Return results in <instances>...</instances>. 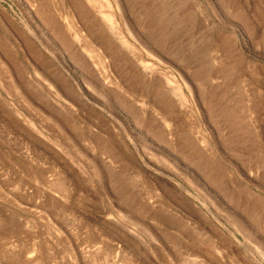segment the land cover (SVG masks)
<instances>
[{
  "label": "rangeland",
  "instance_id": "374dc122",
  "mask_svg": "<svg viewBox=\"0 0 264 264\" xmlns=\"http://www.w3.org/2000/svg\"><path fill=\"white\" fill-rule=\"evenodd\" d=\"M94 1L0 0V264H264V0Z\"/></svg>",
  "mask_w": 264,
  "mask_h": 264
},
{
  "label": "bare ground",
  "instance_id": "6f19581e",
  "mask_svg": "<svg viewBox=\"0 0 264 264\" xmlns=\"http://www.w3.org/2000/svg\"><path fill=\"white\" fill-rule=\"evenodd\" d=\"M90 4L92 3V4H96V1H94V0H87ZM71 3H74V5L75 4H79L78 6H79V8H78V10H79V16H80V18L81 19H84V18H89L90 16V12H88L87 11V9H86V7L84 8V5L82 4V2H81V0H71ZM94 6V5H93ZM101 8V7H100ZM101 11V10H100ZM102 14V13H101ZM52 21V23H53V25H51L52 26V28H53V30H54V32L56 33V36H57V38L60 40V42H61V44H63V45H65V46H67V44H66V41H65V38L64 37H67L65 34H64V30L61 28V26L60 25H58L53 19H51ZM93 22V21H92ZM96 24V23H95ZM94 23H91V28H92V30L94 31H96V32H99V30L96 28V25H95ZM106 25H107V30H108V32H109V34L110 35H113L112 36V38H116V32H115V30H114V28H113V24L112 23H110V22H108V23H106ZM88 30V29H87ZM89 33V32H88ZM95 35H98L100 38H99V40H101L102 42H103V40H106L105 38H103V37H101V35L99 34V33H95ZM109 35V36H110ZM104 36H105V33H104ZM105 37H107V36H105ZM67 39V38H66ZM117 39V38H116ZM67 42H68V40H67ZM98 43V42H97ZM118 43V42H117ZM72 48V49H71ZM69 49L72 51V56L74 57V58H76L80 63H83V65H84V67H85V70H86V72H87V75L88 76H90V79H92V80H94L95 82V84L98 86V85H101L100 84V81H99V78L97 77V75L93 72V71H91L90 69H89V67L87 68V66L85 65L86 63H85V61L83 60V58H82V56L80 55V53H77V52H75V49L73 50V46L72 45H70V47H69ZM116 51V50H115ZM104 52V51H103ZM117 52V51H116ZM93 53V52H92ZM105 54H106V50H105ZM93 56H94V58L95 59H98V57L97 56H95V54L94 55H92L91 57L93 58ZM103 56H104V53H103ZM137 61V60H136ZM85 63V64H84ZM93 66V65H92ZM94 67V66H93ZM57 82V81H56ZM61 88V87H60ZM65 89V88H64ZM66 90V89H65ZM66 93H67V95H69L70 96V92L69 91H66ZM68 96V97H69ZM116 102V101H115ZM122 102V101H121Z\"/></svg>",
  "mask_w": 264,
  "mask_h": 264
}]
</instances>
